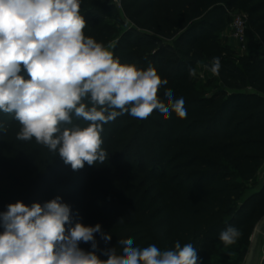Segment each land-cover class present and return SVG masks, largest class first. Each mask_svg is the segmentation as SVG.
Listing matches in <instances>:
<instances>
[{
	"label": "trees",
	"instance_id": "16d2710c",
	"mask_svg": "<svg viewBox=\"0 0 264 264\" xmlns=\"http://www.w3.org/2000/svg\"><path fill=\"white\" fill-rule=\"evenodd\" d=\"M120 3L118 9L111 0H81L85 35L105 46L115 41L112 52L121 63L152 65L168 81L159 98L165 101L166 89L183 97L187 118L173 112L165 119L159 111L143 120L119 116L103 125L105 161L73 171L34 138L18 140L19 122L0 112V213L17 201L43 205L59 196L71 209L66 229L77 222L99 224L111 234L109 242L95 234L101 259L105 249L122 251L119 239L132 238L134 246L162 250L176 241L191 243L198 264H226L214 256L220 232L234 226L241 237L224 248L232 249L233 264H243L251 228L264 218V179L246 195L264 163V56L235 62L220 47L218 32L226 10L237 5L248 14L247 41L259 36L264 43V0ZM118 14L131 23L119 33L108 17ZM217 57L220 85L206 93L189 70ZM73 124L86 126L82 119ZM79 247L90 251L91 243Z\"/></svg>",
	"mask_w": 264,
	"mask_h": 264
},
{
	"label": "clouds",
	"instance_id": "9594fccd",
	"mask_svg": "<svg viewBox=\"0 0 264 264\" xmlns=\"http://www.w3.org/2000/svg\"><path fill=\"white\" fill-rule=\"evenodd\" d=\"M81 0H0V112L12 114L20 124L16 138L47 147L73 171L107 158L102 149L103 125L128 114L147 119L159 111L165 119L174 112L187 118L183 97L167 85L157 70L124 64L103 43L86 36L87 21ZM219 58L211 71L218 74ZM26 73L28 78H25ZM190 75H194L192 69ZM83 120L86 126L73 124ZM122 220V218H121ZM120 220V221H121ZM119 221V222H120ZM71 223V209L58 196L43 205L11 203L0 213V264H198L196 248L175 242L171 250L155 244L134 246L132 238L97 254L96 233L105 242L111 234L101 226ZM240 231L228 226L219 234L232 245ZM91 243L85 251L80 243Z\"/></svg>",
	"mask_w": 264,
	"mask_h": 264
},
{
	"label": "rangeland",
	"instance_id": "374dc122",
	"mask_svg": "<svg viewBox=\"0 0 264 264\" xmlns=\"http://www.w3.org/2000/svg\"><path fill=\"white\" fill-rule=\"evenodd\" d=\"M242 11L237 5L229 8L226 10V13L224 14V21H225V26L224 28L218 32V37H219V44L222 49L226 52L227 55H229L235 62H238L242 57L250 56L254 53H258L264 56V43L260 39L259 36H256V39L254 41H247V46L246 49L243 51L240 49V47L237 45V43L231 38V33H230V21L233 15L238 14ZM110 21L117 26V33H119L121 30L125 28V26H131V23L126 19V17L123 14H118L115 16L108 15ZM113 42L107 44L106 47H109V49L112 51L113 48ZM211 65L206 62V61H201L198 62L195 65L194 69V75H192L193 80L197 84V86L202 89L206 93H210L212 91H215L220 83L217 82L216 80V75L212 73ZM23 73V72H22ZM24 74V73H23ZM258 223H256L252 228H251V235L255 231V228L257 227ZM241 233V232H240ZM250 238L248 240V252L249 249L252 245L253 239ZM241 237V235H240ZM239 237V238H240ZM257 242L261 243L260 240V234L256 236ZM224 243L219 242L218 243V248L217 251L218 253L214 256V260L219 262L222 261L226 264H233L235 255L232 251V249H226L224 248ZM262 248V243L260 244ZM239 250L235 253H238ZM221 253H224L222 255ZM233 253V255H232ZM248 254V253H247ZM107 257L105 256L104 259ZM257 258V254L255 255V259Z\"/></svg>",
	"mask_w": 264,
	"mask_h": 264
},
{
	"label": "built area",
	"instance_id": "2783aa9c",
	"mask_svg": "<svg viewBox=\"0 0 264 264\" xmlns=\"http://www.w3.org/2000/svg\"><path fill=\"white\" fill-rule=\"evenodd\" d=\"M111 1L118 9H121L120 0H111ZM247 24H248V14L243 11L233 15L230 21L231 38L237 43V45L240 47L242 51L246 49L247 46V39L245 35ZM261 242H262V252L264 255V230L261 234Z\"/></svg>",
	"mask_w": 264,
	"mask_h": 264
},
{
	"label": "crops",
	"instance_id": "0c3cea01",
	"mask_svg": "<svg viewBox=\"0 0 264 264\" xmlns=\"http://www.w3.org/2000/svg\"><path fill=\"white\" fill-rule=\"evenodd\" d=\"M263 179H264V163L262 164V166L258 170V173H257L256 178H255V182L253 184L249 185L250 189H248V191L246 192V195H249L250 193L258 191L260 189L262 183H263ZM263 230L264 229H262V231L259 233L260 234V240H261V234H262ZM261 243L257 242V239H256V244H255L253 254H252V258H251V261L249 264H263L264 255L262 252V248L260 246ZM256 254H257V258L255 259ZM243 264H245V261L243 262Z\"/></svg>",
	"mask_w": 264,
	"mask_h": 264
},
{
	"label": "water",
	"instance_id": "95a60500",
	"mask_svg": "<svg viewBox=\"0 0 264 264\" xmlns=\"http://www.w3.org/2000/svg\"><path fill=\"white\" fill-rule=\"evenodd\" d=\"M264 229V218L261 219V221L258 223L257 227L255 228V231L252 233L251 238L253 239L252 245L249 249L248 255L245 260V264H249L252 258L253 250L256 244V236Z\"/></svg>",
	"mask_w": 264,
	"mask_h": 264
}]
</instances>
